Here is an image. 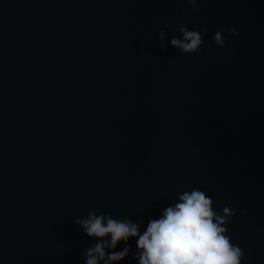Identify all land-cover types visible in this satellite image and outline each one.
Wrapping results in <instances>:
<instances>
[{"label":"water","instance_id":"water-1","mask_svg":"<svg viewBox=\"0 0 264 264\" xmlns=\"http://www.w3.org/2000/svg\"><path fill=\"white\" fill-rule=\"evenodd\" d=\"M193 188L264 264V0H0V264H86L76 217L143 234Z\"/></svg>","mask_w":264,"mask_h":264},{"label":"clouds","instance_id":"clouds-1","mask_svg":"<svg viewBox=\"0 0 264 264\" xmlns=\"http://www.w3.org/2000/svg\"><path fill=\"white\" fill-rule=\"evenodd\" d=\"M195 10L199 0H185ZM182 34L173 36L170 43L182 53H199L203 45V33L190 30L185 25H175ZM228 31L236 34L235 28ZM165 32L159 33L163 41ZM214 42L223 47L225 37L221 32L213 36ZM160 48H165L160 43ZM179 202L166 207L159 219L148 222L146 230L140 234V222L130 219H114L106 212L89 211L85 218L76 217L75 223L89 237L98 238L94 246L84 250L86 264H111L124 259L129 253L126 246L122 251L106 252L105 248L115 249L117 243L129 237H137L135 253L139 264H242L246 259L242 248L231 242L225 227L236 214L225 205L221 211L214 208V201L207 194L193 188L179 194ZM241 211H246L241 209ZM106 222V223H105ZM110 234V240L107 238Z\"/></svg>","mask_w":264,"mask_h":264}]
</instances>
